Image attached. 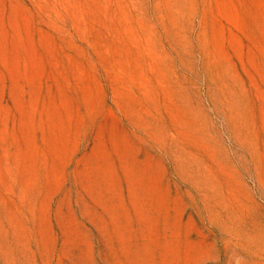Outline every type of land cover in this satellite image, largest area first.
Listing matches in <instances>:
<instances>
[{"label":"rangeland","instance_id":"374dc122","mask_svg":"<svg viewBox=\"0 0 264 264\" xmlns=\"http://www.w3.org/2000/svg\"><path fill=\"white\" fill-rule=\"evenodd\" d=\"M0 264H264V0H0Z\"/></svg>","mask_w":264,"mask_h":264}]
</instances>
